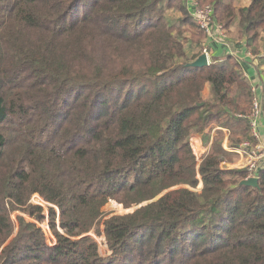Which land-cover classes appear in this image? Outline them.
<instances>
[{"label":"trees","instance_id":"1","mask_svg":"<svg viewBox=\"0 0 264 264\" xmlns=\"http://www.w3.org/2000/svg\"><path fill=\"white\" fill-rule=\"evenodd\" d=\"M196 1L260 66L264 0ZM206 42L187 0H0V264H264V167L258 186L221 167L223 129L200 162L191 144L257 143L237 56L188 65ZM111 200L136 208L105 221L104 257Z\"/></svg>","mask_w":264,"mask_h":264},{"label":"rangeland","instance_id":"2","mask_svg":"<svg viewBox=\"0 0 264 264\" xmlns=\"http://www.w3.org/2000/svg\"><path fill=\"white\" fill-rule=\"evenodd\" d=\"M175 11L171 10L170 12H168V15L169 16H173V15H176L174 13ZM235 32V30H233L232 34H231V37L233 35V33ZM227 35L229 38H231L229 36V33L227 32ZM227 37V36H226ZM238 41H245L243 38H238V39H235ZM206 45L209 47L211 44H209L208 42H206ZM262 54L264 55V51L262 52ZM238 58V57H237ZM252 58L253 59H257L256 58V55L255 54H252ZM259 60V59H257ZM261 76L264 77V58H261ZM252 86V89L254 87L255 90H253L255 93H256V96L258 97L259 96V93L257 91V87H255V85H251ZM263 89H264V84H263ZM211 95L209 94V92L207 91H204V94H203V97L205 99H208V100H212ZM259 98V97H258ZM254 102V101H253ZM233 131V130H232ZM237 131V130H236ZM240 131V130H239ZM234 132V131H233ZM242 132V131H241ZM260 133H261V130H260ZM239 136L237 135L238 138H234V139H240V135L241 133L239 132L238 133ZM215 135V134H214ZM228 135V138H229V135H230V132L227 133ZM194 138V145H195V154L197 155V158L199 159V161L202 160V156L204 154H206L209 150H210V147H211V144L212 143H209L210 141H207L205 139L202 138L201 135L199 134H193L192 135V138L191 140ZM198 138V139H197ZM201 138L199 144H198V140ZM233 139V138H232ZM231 140V139H230ZM234 140V141H236ZM257 140V139H256ZM250 142V141H249ZM262 133L260 134V140H257V143H259L263 148H264V145L262 143ZM252 143V142H251ZM256 143V144H257ZM253 144V143H252ZM256 144H253V145H256ZM230 150V149H229ZM239 155V154H238ZM223 162H229L231 164H233V168H243L241 167V165H243V162H242V157L241 155L239 156H235V155H230L226 158L223 159ZM223 162H221V167H224L226 168L225 165H223ZM228 165V164H227ZM263 167H264V164H263ZM229 168V166H228ZM250 174V173H249ZM251 177H254V176H248L246 177L245 179H248V178H251ZM202 186L199 187V189L201 188ZM32 202L35 203V204H40L42 206H44L45 208V215L48 216L49 215V209H48V206L49 204H47L39 195H34L32 197ZM118 204H120L118 201L116 200H111L104 208H103V215H102V218L99 220L98 224L96 225V227L94 228L95 230L89 232L90 235H92L96 241L98 242V245H99V248H100V253L102 256L104 257H109L110 254H111V250L109 249L108 247V244H107V240H106V236H105V231H104V227H105V221L112 215H115V214H124V213H127V212H130V211H133L136 207H133V208H125L124 205H121V206H118ZM19 215H23L26 217L27 220H30V221H33L35 223H38L39 225H41V227L44 229L45 231V234H46V239H47V243H51L54 244L56 242V238L54 236V234L52 233L51 231V228L48 224V220H45L43 223H39L38 220H36L33 216L29 215V214H24L22 213L21 211H15L12 213V220L14 221L15 223V226H16V229H15V233L17 232L18 230V216ZM99 233V234H97ZM50 245V244H49Z\"/></svg>","mask_w":264,"mask_h":264},{"label":"built area","instance_id":"3","mask_svg":"<svg viewBox=\"0 0 264 264\" xmlns=\"http://www.w3.org/2000/svg\"><path fill=\"white\" fill-rule=\"evenodd\" d=\"M187 5L190 9V12L196 19L197 23L207 33L209 44L213 43L214 41L220 42L226 39L227 34L225 32L223 25L215 21L214 19V7L212 5L208 4L205 6H201L199 2L196 0H187ZM206 53L208 54V58H209V53L207 52V50ZM209 62H211L210 58H209ZM253 90H255L254 87ZM261 113H262V101L256 96L254 98L251 113L248 115V119L250 121L252 134L254 138L257 140H260V134H261L260 121H259ZM193 141L194 138L191 140V144L194 150L195 145ZM230 150L241 155L243 162V165H241V167L247 168L249 170L250 174L248 176L258 177V172L260 171V169L263 167L264 164V148L259 143L253 145L251 142L245 141L236 149H230ZM233 167H234L233 165L229 166V168H233Z\"/></svg>","mask_w":264,"mask_h":264},{"label":"crops","instance_id":"4","mask_svg":"<svg viewBox=\"0 0 264 264\" xmlns=\"http://www.w3.org/2000/svg\"><path fill=\"white\" fill-rule=\"evenodd\" d=\"M212 47V53L209 54L210 61L213 57H223L227 54H233L238 57L240 62L242 63L243 66V71H245L246 76L249 78L251 85H255L257 87V91L259 93V99L262 101V113L260 116V130L262 133V143L264 145V89L262 82L260 81V76H261V67L259 66V60L253 59L252 58V53L247 49L245 42L243 40L238 41L229 38L228 35L226 39L218 42L214 41L210 45ZM217 129H223L225 133V138L223 140V146L226 149H230L229 147V138L227 133L230 132L229 129L216 126L213 128L212 133H211V140L209 143L213 142V137ZM198 139V138H197ZM201 138L198 140V144L200 142ZM229 163V162H228ZM227 162H223V165L228 168V166H232L233 164ZM228 164V165H227Z\"/></svg>","mask_w":264,"mask_h":264},{"label":"water","instance_id":"5","mask_svg":"<svg viewBox=\"0 0 264 264\" xmlns=\"http://www.w3.org/2000/svg\"><path fill=\"white\" fill-rule=\"evenodd\" d=\"M209 63L210 62H209L208 54L206 52H204L196 60L189 63L188 65L194 66V67H202V66L208 65ZM201 104H203V103H201ZM241 184L242 185L258 186L259 185V179H258V177H251V178L242 180Z\"/></svg>","mask_w":264,"mask_h":264}]
</instances>
